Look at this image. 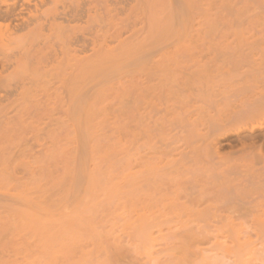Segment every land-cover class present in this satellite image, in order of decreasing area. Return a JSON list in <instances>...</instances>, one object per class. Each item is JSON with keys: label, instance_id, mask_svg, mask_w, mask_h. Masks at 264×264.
Listing matches in <instances>:
<instances>
[{"label": "rangeland", "instance_id": "rangeland-1", "mask_svg": "<svg viewBox=\"0 0 264 264\" xmlns=\"http://www.w3.org/2000/svg\"><path fill=\"white\" fill-rule=\"evenodd\" d=\"M91 5L76 25L60 23L59 10L53 32L8 52L16 78L0 104V264H235L214 241L238 230L255 248L249 264H264L249 221L264 212V187L198 142L208 112L264 59V0H190L182 19L164 5L156 28L146 5L115 18ZM193 37L202 66L184 48Z\"/></svg>", "mask_w": 264, "mask_h": 264}, {"label": "bare ground", "instance_id": "bare-ground-1", "mask_svg": "<svg viewBox=\"0 0 264 264\" xmlns=\"http://www.w3.org/2000/svg\"><path fill=\"white\" fill-rule=\"evenodd\" d=\"M190 0H0V104L2 103L3 99L5 97L9 96L10 94V86L12 78L16 76L14 73H10L9 71L13 72L12 65L13 61L10 59L11 55L8 53L9 50H11V46L13 45H20L26 43H29L33 41L34 39L38 37H42L44 33H51L54 31V28H57L54 26V22L58 21L60 15L56 12L59 10L61 11L62 16L64 19H61L60 23H67V26L72 23L79 22L82 15H85V12L89 8L88 6H92L91 4H94L93 6L102 5L104 8L103 11L107 12L106 14L110 16L112 13L113 16L115 15L120 16L124 13L126 14L129 11L135 10L137 8H141V6L146 5L148 7L149 12V27L153 28L156 26L155 21L156 17L161 15L158 13V10H161L160 8H163L164 5L166 8L170 10H174L173 13L176 11L177 15L183 18V16L186 17V9L184 7H187L189 5ZM216 2V1H214ZM205 3V2H204ZM214 4V3H213ZM88 5V6H87ZM211 5V4H210ZM244 5V4H243ZM87 6V9L85 7ZM190 6V5H189ZM198 6V5H197ZM50 7V8H49ZM177 7H179L177 9ZM246 7V6H245ZM93 8V7H92ZM97 8V7H95ZM191 8V6H190ZM198 8V7H197ZM205 8V7H204ZM208 8V7H207ZM90 9V8H89ZM147 9V8H146ZM193 9V8H192ZM191 9V10H192ZM92 10V9H91ZM96 12V9L93 8V11ZM95 10V11H94ZM102 10V9H101ZM169 10V13H170ZM195 10V9H194ZM193 10V11H194ZM205 10V9H204ZM208 10H211L210 8ZM222 10V9H221ZM48 11L51 12V14H48ZM87 11V12H88ZM164 11L161 10L160 12ZM207 11V10H205ZM53 12V13H52ZM102 12V11H101ZM202 12V11H201ZM219 12V11H218ZM242 12V11H241ZM86 15V17H89ZM169 14L168 12H166ZM192 13V12H191ZM204 13V12H203ZM220 13V12H219ZM236 13V12H235ZM93 14V15H94ZM124 14V15H125ZM136 14V13H135ZM158 14V15H157ZM171 14V13H170ZM222 14V13H221ZM226 14V13H225ZM99 15V14H98ZM106 15V17H107ZM173 15V14H172ZM111 16V18H115ZM166 16V14H165ZM168 16V15H167ZM170 16V15H169ZM190 16V15H189ZM228 16V15H227ZM235 16V15H234ZM160 17V16H159ZM163 17V16H162ZM172 17V16H171ZM221 17V16H220ZM223 17V16H222ZM236 17V16H235ZM60 18H62L60 16ZM96 18V17H94ZM93 18V19H94ZM105 18V17H104ZM110 18V19H111ZM123 18V17H122ZM188 18V17H187ZM193 18V17H192ZM88 19V18H87ZM92 19V18H91ZM108 19V17L106 18ZM128 19V18H127ZM165 19V18H164ZM172 19V18H171ZM180 19V20H181ZM191 19V18H190ZM98 20V19H97ZM101 20V19H99ZM98 20V21H99ZM125 20V19H124ZM161 20V18L159 19ZM170 20V19H169ZM194 20V19H193ZM226 20V19H225ZM261 20V19H260ZM81 21V20H80ZM93 21V20H92ZM104 21V20H103ZM114 21V20H112ZM123 21V20H122ZM162 21V20H161ZM167 21V20H166ZM165 21V23H166ZM173 21V20H172ZM171 21V22H172ZM84 22V21H83ZM124 22V21H123ZM122 22V23H123ZM172 24L174 26V22ZM183 23V20L181 21ZM179 22L180 24H182ZM187 22V21H186ZM189 22V21H188ZM205 22V21H204ZM264 22V21H263ZM69 23V24H68ZM80 23V22H79ZM90 23V22H89ZM106 23V22H104ZM113 23V22H112ZM140 23V22H139ZM160 23V22H159ZM162 23V22H161ZM190 23V22H189ZM58 24V23H57ZM55 23V25H57ZM177 26H179L178 22H176ZM185 24V21L184 23ZM208 24V23H207ZM221 24V23H220ZM65 25V24H64ZM76 25V24H75ZM119 25V24H118ZM161 25V24H160ZM165 25V24H164ZM163 25V27H164ZM216 25V24H215ZM143 26V25H142ZM141 26V27H142ZM162 26V25H161ZM167 26V23L166 25ZM202 26V24H200ZM210 26V25H209ZM66 27V26H65ZM172 27V26H171ZM175 27V26H174ZM186 27V26H184ZM183 27V28H184ZM190 27V26H189ZM206 27V26H205ZM208 27V25H207ZM67 28V27H66ZM156 28V27H155ZM173 28V27H172ZM176 28V27H175ZM174 28V29H175ZM191 28V27H190ZM199 28V27H198ZM210 28V27H209ZM65 29V28H64ZM74 29V28H73ZM165 29V28H164ZM262 29V28H260ZM67 30V29H66ZM76 30V29H75ZM167 30V27H166ZM171 30V29H170ZM181 30V28H180ZM179 30V31H180ZM187 30V29H185ZM208 30V29H207ZM264 30V29H263ZM59 31V30H58ZM63 31V30H62ZM61 31V34H63ZM201 30L199 29V32ZM206 31V30H205ZM258 31V30H257ZM65 32V31H64ZM121 32V31H120ZM194 32V31H193ZM223 32V31H222ZM22 33H25L24 36L20 35ZM58 33V32H57ZM70 33V32H69ZM166 33V32H165ZM185 33V32H184ZM192 33V32H191ZM170 34V33H169ZM197 34V33H196ZM195 34V35H196ZM217 34V33H216ZM219 34V33H218ZM227 34V33H226ZM182 35V34H181ZM200 35V34H199ZM231 35V34H230ZM254 35V34H253ZM256 35V34H255ZM50 36V35H49ZM48 36V37H49ZM56 36V35H55ZM67 36V34H66ZM83 36V35H82ZM198 36V35H197ZM204 36V35H203ZM215 36V35H214ZM213 36V37H214ZM51 37V36H50ZM54 37V36H53ZM65 37V36H64ZM72 37V38H71ZM68 42V45L72 46L75 44H79L80 38L76 35L71 36ZM122 37V36H121ZM45 38V37H44ZM117 38V37H116ZM114 38L115 40H117ZM184 38V37H183ZM223 38V37H222ZM48 39V38H47ZM201 39V38H200ZM125 40V39H124ZM123 40V42H124ZM187 40V39H186ZM83 41V40H82ZM183 41V40H182ZM198 40L196 38H192L189 47H184L187 50L180 51V53H184V51L189 52V57L192 54L191 61L194 60V56H196V59H200L194 62H197L198 65H200L205 59V56H202L203 53L197 52L199 47H194V44H197ZM239 41V40H238ZM264 43V39L261 40ZM34 42V41H33ZM36 42V41H35ZM34 42V43H35ZM66 42V41H65ZM81 42V41H80ZM120 40L118 41V43ZM122 42V41H121ZM196 42V43H195ZM236 42V41H235ZM234 42V43H235ZM62 43V42H61ZM92 43V42H91ZM106 43V42H105ZM181 43V41H180ZM258 43V42H256ZM67 44V43H66ZM112 44V43H111ZM124 44V43H123ZM232 44V43H231ZM30 45V43H29ZM32 45V42H31ZM97 45V43H96ZM96 45L94 47H96ZM122 46V44H120ZM119 45V47H120ZM228 45V43H227ZM23 46V47H24ZM38 46V45H37ZM77 46V45H76ZM79 46V45H78ZM109 46V45H108ZM108 46L106 44L105 47ZM235 46V45H234ZM22 47V46H21ZM31 47V46H30ZM56 47V46H55ZM91 47V46H90ZM132 47V46H131ZM181 48L183 46H180ZM179 47V48H180ZM241 47V46H240ZM260 47V46H258ZM10 48V49H9ZM19 48V47H18ZM60 48V47H59ZM62 48V47H61ZM85 48V47H84ZM183 48V49H184ZM233 48V47H232ZM238 48V47H237ZM248 48V47H247ZM246 48V49H247ZM261 48V47H260ZM259 48V49H260ZM78 49V48H77ZM80 49V48H79ZM96 49V48H95ZM115 49V48H114ZM123 49V48H122ZM197 49V50H196ZM218 49V48H217ZM234 49V48H233ZM241 49V48H240ZM62 50V49H61ZM60 50V51H61ZM93 50V48H92ZM153 50V49H152ZM236 50V49H234ZM263 50V49H262ZM74 51V50H73ZM109 51V50H108ZM141 51V50H140ZM150 51V50H149ZM238 51V50H237ZM86 52V50H85ZM84 50L78 51V54L82 55L85 53ZM92 52V51H91ZM94 52V51H93ZM119 52V51H118ZM230 52V51H229ZM235 52V51H234ZM264 52V50H263ZM56 53V51H55ZM61 53V52H60ZM75 53V51H74ZM143 53V52H142ZM159 53V52H158ZM186 53V52H185ZM223 53V52H222ZM14 54V53H13ZM63 54V53H62ZM77 54V51L75 53V57ZM152 54V53H151ZM187 54V53H186ZM201 54V55H200ZM53 55V54H52ZM60 55V54H59ZM138 55V54H137ZM154 55V54H152ZM200 56L199 58L197 56ZM207 55V54H206ZM232 55V53H231ZM250 55V54H249ZM13 56V55H12ZM58 56V55H57ZM129 56V55H128ZM161 56V55H160ZM236 56V55H235ZM239 56V55H238ZM247 56V55H246ZM20 57V56H19ZM78 57V56H77ZM80 57V56H79ZM104 57V56H103ZM233 57V56H232ZM243 57V56H242ZM13 58V57H12ZM15 58V57H14ZM53 58V57H52ZM56 58V57H55ZM59 58V57H58ZM139 58V57H138ZM146 58V57H145ZM144 58V59H145ZM210 58V57H209ZM212 58V57H211ZM9 59L12 61L9 62ZM105 59V58H104ZM107 59V58H106ZM189 59V58H188ZM252 59V58H251ZM18 60V59H17ZM16 60V62H17ZM130 60V59H129ZM128 60V61H129ZM213 60V59H212ZM15 61V60H14ZM141 61V60H140ZM139 61V62H140ZM190 61V60H189ZM251 61V60H250ZM54 62V61H53ZM253 62H256L255 66L256 69H253L254 71L250 74L245 75V79L241 80L243 81L239 87L232 90L230 93H228L227 96L223 97V100L220 103H216L215 109H213L211 112H208V119L203 117L204 120H207V123H203L199 121L198 123L201 124L202 130L199 131V133L202 135H199L200 140H198L200 148H197L201 151V153L204 152L205 157L208 159L211 158V161H215L218 166H225L228 165L227 163H231V166L229 169L232 170H239V172H242L253 179V181H256V185H262L264 187V59L263 57H260L257 61L253 60ZM124 63V62H123ZM128 63V62H127ZM206 63V62H205ZM231 63V62H230ZM247 63V62H246ZM249 63V62H248ZM196 64V63H195ZM196 64V65H197ZM209 64V63H208ZM160 65V64H158ZM230 65V64H229ZM253 65V64H252ZM251 65V66H252ZM137 66V65H136ZM143 66V67H142ZM146 66V65H145ZM145 66L140 65L138 69L144 71ZM202 66V65H200ZM199 66V67H200ZM204 66V65H203ZM206 66V65H205ZM15 67V66H14ZM13 67V68H14ZM117 68V67H115ZM150 69V68H149ZM216 69V68H215ZM221 69V68H219ZM251 69V68H250ZM111 71V70H110ZM109 71V72H110ZM202 71V69H201ZM217 71V70H216ZM219 71V70H218ZM100 72V71H99ZM147 72V71H146ZM206 72V71H205ZM224 72V71H223ZM222 72V73H223ZM237 72V71H236ZM242 72V71H241ZM251 72V71H250ZM102 73V72H101ZM107 73V72H106ZM141 73V72H140ZM234 73V72H233ZM126 74V73H125ZM129 74V71H128ZM143 74V73H142ZM206 74V73H205ZM238 74V73H237ZM127 75V74H126ZM220 75V74H219ZM128 76V75H127ZM208 76V75H207ZM206 76V78H207ZM130 77V75L128 76ZM142 77V76H140ZM145 77V76H144ZM209 77V76H208ZM16 78V77H15ZM18 78V77H17ZM132 77H130L131 79ZM23 79V78H22ZM204 79V78H203ZM25 81V80H24ZM209 81V80H208ZM239 81V80H238ZM143 82V81H142ZM201 82V81H200ZM204 82V81H203ZM139 83V82H138ZM209 83V82H208ZM19 84V83H17ZM16 84V85H17ZM239 84V83H238ZM18 86V85H17ZM235 86V85H234ZM19 87V86H18ZM23 87V86H22ZM208 87V85H207ZM8 88L10 90H8ZM14 88V87H13ZM16 88V87H15ZM14 88V89H15ZM231 88V87H230ZM229 89V88H228ZM146 90V88H145ZM227 90V89H226ZM18 91V90H17ZM13 93V92H11ZM223 93V92H222ZM218 94V93H217ZM225 94V93H224ZM138 95H141L138 93ZM149 96V95H148ZM147 96V98H149ZM6 97V98H7ZM137 97V96H136ZM140 100V99H139ZM137 99V101H139ZM144 100V99H142ZM219 101V100H218ZM5 102V101H4ZM73 102V101H72ZM143 102V101H142ZM76 103V102H75ZM140 103V102H139ZM145 103V102H144ZM143 103V104H144ZM139 105V104H138ZM211 105V104H210ZM145 106V105H144ZM141 107V106H140ZM204 108V107H203ZM208 108V107H207ZM199 109V108H198ZM197 109V110H198ZM205 111V110H204ZM203 111V112H204ZM207 112V111H206ZM199 114V113H197ZM198 116V115H197ZM191 117V115H190ZM193 118V117H192ZM196 117H194L195 119ZM201 120V119H200ZM192 122V121H191ZM195 125L197 123L194 122ZM197 123V124H198ZM194 125V127H195ZM190 126V125H189ZM200 126V125H197ZM193 128V127H192ZM198 128V127H197ZM192 131V130H191ZM195 132V131H194ZM198 132V131H197ZM198 133V134H199ZM192 135V134H191ZM196 135V134H195ZM197 141V140H195ZM201 143V144H200ZM195 144V143H193ZM198 145V146H199ZM202 145V147H201ZM203 148V150H202ZM199 151V152H200ZM190 153V152H189ZM196 154V151L194 152ZM201 155V154H199ZM203 155V154H202ZM190 157V156H189ZM188 157V158H189ZM205 161V160H204ZM210 161V162H211ZM161 163V162H160ZM174 163V162H173ZM168 164V163H167ZM193 164V163H192ZM213 164V163H212ZM171 165V164H170ZM136 166V165H135ZM208 166V165H207ZM158 168V167H157ZM161 168V167H160ZM228 168V167H226ZM165 169V168H164ZM210 169V168H209ZM218 169V168H217ZM159 170V168L157 169ZM163 170V168H161ZM208 170V169H207ZM131 171L132 166L129 165L128 167V174L127 176L131 177ZM213 171V170H212ZM207 172V171H206ZM227 173V172H226ZM232 173V172H231ZM230 173V174H231ZM243 174V175H244ZM242 175V174H241ZM129 177V178H130ZM230 177V176H229ZM126 179V178H125ZM242 179V178H241ZM250 179V180H251ZM238 180V179H237ZM232 181V179H231ZM241 181V180H240ZM252 181V182H253ZM251 182V183H252ZM131 183V182H130ZM228 184V183H227ZM249 184V183H248ZM228 186V185H227ZM226 187V186H225ZM224 188V187H223ZM243 188V187H242ZM230 190V189H229ZM235 190V189H234ZM238 190V189H237ZM240 190V189H239ZM237 193V192H236ZM246 193V192H245ZM244 193V194H245ZM264 193V192H263ZM238 195V193H237ZM246 195V194H245ZM221 196V195H220ZM224 196V195H223ZM247 199V198H245ZM240 200V199H239ZM262 202V201H261ZM263 203V202H262ZM261 204V203H260ZM241 205V204H240ZM264 211V210H262ZM256 214V213H255ZM243 215V214H242ZM239 216V215H238ZM244 216V215H243ZM141 217V216H140ZM250 217V216H249ZM142 218V217H141ZM144 218V217H143ZM138 219V218H137ZM136 219V221H137ZM238 219V218H237ZM242 219V218H241ZM145 220V219H144ZM251 225L256 228V231L258 230L260 233H262V238L264 239V212L258 213L257 216L251 217L249 220ZM248 221V222H249ZM141 222V221H140ZM250 225V224H249ZM239 233L236 231L234 232L235 236L230 242H228L227 237L224 238L222 242H219L220 240H217L215 243V247L219 246L220 248H223V254L231 259H233V262L236 264H249L251 261H253L255 258L254 256V249L252 246V243L249 241V237L244 239L239 234L241 231L238 230ZM243 232V231H242ZM249 233V232H248ZM253 233V232H252ZM242 234V233H241ZM247 233H244V235ZM243 235V236H244ZM247 236V235H246ZM214 238V237H213ZM229 239V238H228ZM153 240V239H152ZM155 241V240H153ZM256 242V241H255ZM213 243V244H214ZM254 243V242H253ZM261 244V243H260ZM264 244V243H263ZM255 245V244H254ZM252 246V247H251ZM214 247V248H215ZM216 249V248H215ZM211 251V249H210ZM222 251V250H221ZM262 251L264 253V248H262ZM216 252V251H215ZM221 254V255H223ZM263 256V255H261ZM264 257V256H263ZM257 258V256H256ZM229 260V259H228ZM252 263V262H251Z\"/></svg>", "mask_w": 264, "mask_h": 264}]
</instances>
